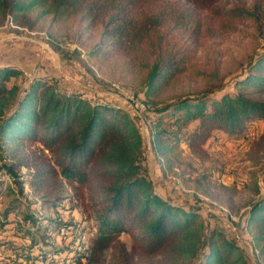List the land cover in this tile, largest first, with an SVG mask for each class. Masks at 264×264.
<instances>
[{
	"label": "trees",
	"instance_id": "obj_1",
	"mask_svg": "<svg viewBox=\"0 0 264 264\" xmlns=\"http://www.w3.org/2000/svg\"><path fill=\"white\" fill-rule=\"evenodd\" d=\"M262 17L264 0H0V28H43L57 42H95L87 62L150 106L151 150L174 176L185 153L209 158L216 132L239 141L264 124V50L232 79L233 92H224L218 63L209 70L197 61L198 50L211 51ZM27 75L26 85L16 82ZM99 84L89 89L46 68L0 64V171L19 195L26 183L42 208L58 212L64 202H77L93 229L81 250L51 244L63 229L72 233L62 239L74 241L77 222L21 211L31 203L27 195L7 207L0 225L16 223L44 260L54 255L60 264H250L228 225L156 192L143 164L140 122L129 105L99 93L107 88ZM251 149L264 156V129ZM67 187L73 194L64 196ZM190 188L217 204L202 180ZM258 193L242 231L264 264V193ZM122 235L131 238L130 248Z\"/></svg>",
	"mask_w": 264,
	"mask_h": 264
},
{
	"label": "rangeland",
	"instance_id": "obj_2",
	"mask_svg": "<svg viewBox=\"0 0 264 264\" xmlns=\"http://www.w3.org/2000/svg\"><path fill=\"white\" fill-rule=\"evenodd\" d=\"M243 29L245 30L244 33L241 32L215 42L211 51H203L202 49L197 51V61L209 70H212V66L216 63L219 64L221 73L226 75L223 84L224 92H233L232 79L243 71L244 65L250 61L255 53L264 50V17L251 27L247 26ZM94 43V41L79 42L75 39L57 42L43 28L30 32L14 30L11 25H7L0 28V64H17L27 71L34 66L43 70L46 68L47 71L60 74L89 89H93L90 87L93 82L100 83L99 85L103 87L102 82L104 81H114L124 85L123 87H129L120 79L104 74L96 66L87 62L84 54L91 49ZM31 76L27 75L26 78H20L16 82H20V85L24 86L30 81ZM136 89L139 90V88ZM136 89L134 88V90ZM98 92L105 94L112 101L124 103L120 95L109 91L107 88L98 90ZM263 129L264 124L257 122L254 128L248 131L246 137L239 141H232L222 132H216L207 145L209 158L200 161L185 153L184 163L179 166V172L176 176L164 172L159 166L150 147L152 140H150V144L146 142L143 157V164L148 169L157 192L181 206L203 210L210 220L214 221L217 218L219 220L217 223L221 226L228 225V233L240 241L250 264L258 263L243 234L242 221L231 226L227 216L219 213L215 205L208 201L199 200L190 187L194 186L198 179L202 180L206 191L216 196L215 203L226 206L233 214L242 213L245 216L249 206L258 198L259 190L260 193H264V156L254 154L251 149L252 143L255 142ZM142 130L144 131L143 128ZM145 133L144 131L146 136ZM150 138L152 139L151 134ZM1 173L4 175L3 172ZM4 176L3 184L0 186V215L13 201L22 196L17 191H13L14 184L7 176ZM256 184L258 189H256ZM223 185L234 186V188H224ZM72 194L70 188H65L64 196ZM25 196L22 197L27 201ZM35 201L36 199L32 198L31 203L20 206V210L27 209L40 217L75 220L77 227L74 233L77 235L82 233V241H87L90 231L93 229V222L77 202L66 201L60 206L59 211L55 212L52 209L42 208L34 204ZM76 239L77 237L75 241H72L73 238L67 237L63 240L62 237L54 235L50 242L52 241V244L57 247H69V245L76 247L79 242ZM121 240L127 244L128 248L131 247L132 240L128 235H122ZM42 257L40 248L31 246L30 240L23 237L18 226L8 224L3 227L0 225V264L61 263V257L58 256H48L45 260Z\"/></svg>",
	"mask_w": 264,
	"mask_h": 264
},
{
	"label": "built area",
	"instance_id": "obj_3",
	"mask_svg": "<svg viewBox=\"0 0 264 264\" xmlns=\"http://www.w3.org/2000/svg\"><path fill=\"white\" fill-rule=\"evenodd\" d=\"M103 85H105L107 87V89L111 92H114L118 95H120L123 98V101L125 104L129 105V107L131 108L134 118L140 122L142 128L144 129V131L146 132V142H148L150 144V140H152L150 138V134L152 132V127H153V123L151 118L148 116L149 114V109L150 106L144 102L143 100L139 99L138 97H136L134 95V93L130 90L127 89L125 87H123L120 83L114 82V81H104L102 82ZM143 131V132H144ZM24 190H25V194L27 195L28 199H31L33 197L30 188L28 187L27 184H25L24 186ZM200 197L202 199H204L205 201H209L208 198L203 197L200 195ZM210 202V201H209ZM215 204V203H214ZM217 205V204H215ZM218 208L220 209V211L227 215V218L229 219V224L231 226H234L235 224L241 222L244 218V214H233L231 213L227 208L223 207V206H219ZM15 226H17L16 223H14ZM72 229V228H71ZM76 231V229L74 230V232ZM71 230L70 229H63L62 232L57 235L59 237H63V236H70L71 234ZM81 235V233H79ZM77 235V239L79 242L76 246L77 250H81L82 248L79 246L80 243H83L82 239H83V235L80 236ZM250 240V239H249ZM75 241V240H74ZM52 244V241L50 242ZM249 247L257 261V257H256V253H257V249L255 248V246L251 243V241L249 242Z\"/></svg>",
	"mask_w": 264,
	"mask_h": 264
},
{
	"label": "crops",
	"instance_id": "obj_4",
	"mask_svg": "<svg viewBox=\"0 0 264 264\" xmlns=\"http://www.w3.org/2000/svg\"><path fill=\"white\" fill-rule=\"evenodd\" d=\"M260 124L262 123V122H259ZM152 181H153V179H152ZM153 183H154V181H153ZM154 186H155V184H154ZM155 190H156V187H155ZM156 192H157V190H156ZM158 193V192H157ZM161 197H163V198H165V199H168L166 196H164V195H161L160 193H158ZM170 199V198H169ZM86 223V222H85ZM84 223V224H85Z\"/></svg>",
	"mask_w": 264,
	"mask_h": 264
}]
</instances>
